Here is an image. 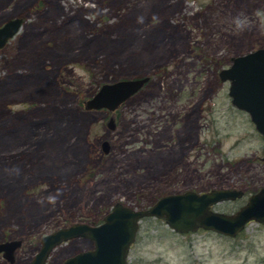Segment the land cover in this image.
Wrapping results in <instances>:
<instances>
[{
  "label": "rangeland",
  "instance_id": "obj_1",
  "mask_svg": "<svg viewBox=\"0 0 264 264\" xmlns=\"http://www.w3.org/2000/svg\"><path fill=\"white\" fill-rule=\"evenodd\" d=\"M36 3L0 0V23L23 18L0 48V240L22 243L0 264H28L40 235L98 223L115 200L142 207L232 185L243 195L213 205L230 212L264 184V136L217 75L264 45V0H46L34 13ZM118 49L138 52L137 68L119 66ZM139 75L149 79L115 109L113 130L106 109H83L102 82ZM138 227L128 264H264V222L231 237L177 233L154 216ZM90 242L68 239L45 264Z\"/></svg>",
  "mask_w": 264,
  "mask_h": 264
},
{
  "label": "water",
  "instance_id": "obj_2",
  "mask_svg": "<svg viewBox=\"0 0 264 264\" xmlns=\"http://www.w3.org/2000/svg\"><path fill=\"white\" fill-rule=\"evenodd\" d=\"M22 20V16L14 15L0 23V48L18 32ZM217 75L219 80L228 82L230 103L244 110L255 129L264 136V45L230 56L228 65L220 67ZM148 79L147 75H139L102 82L94 93L82 100V107L85 111L106 109L109 113L104 126L113 130L117 124L115 109L140 90ZM100 144L101 150L106 153L110 144L106 139H102ZM242 192L234 187H211L202 191L187 188L162 193L142 207L115 200L98 223L71 222L40 235L39 245L28 264H44L56 245L77 237L90 240V247L63 257L61 264H128L129 245L139 229V219L146 216L162 218L177 233L202 228L230 237L237 235L250 220L264 222V184L233 211H217L213 205L239 197ZM20 243L19 238L0 240V255L7 262H13L14 251Z\"/></svg>",
  "mask_w": 264,
  "mask_h": 264
},
{
  "label": "trees",
  "instance_id": "obj_3",
  "mask_svg": "<svg viewBox=\"0 0 264 264\" xmlns=\"http://www.w3.org/2000/svg\"><path fill=\"white\" fill-rule=\"evenodd\" d=\"M46 3V0H37V3H36V7H35V10L32 11L34 13H38L41 8H39L40 6H43L44 4ZM39 5V6H38ZM38 6V7H37ZM28 13V12H27ZM31 13V12H30ZM28 13V15L30 14ZM121 50L118 49V55H119V60H118V65L123 67L124 65V62L126 61H129V62H132L133 66L136 67V64L138 63V59L139 57L137 56L138 52H133L131 53L130 51H123L121 52ZM116 54V53H115ZM115 57V56H114ZM138 66V65H137ZM137 68V67H136ZM144 71V70H142ZM141 72V71H140ZM153 198V197H152ZM154 199V198H153Z\"/></svg>",
  "mask_w": 264,
  "mask_h": 264
},
{
  "label": "flooded vegetation",
  "instance_id": "obj_4",
  "mask_svg": "<svg viewBox=\"0 0 264 264\" xmlns=\"http://www.w3.org/2000/svg\"><path fill=\"white\" fill-rule=\"evenodd\" d=\"M6 44H7V43H6ZM4 45H5V44H4ZM4 45H3V46H4ZM3 46H2V47H3ZM260 186H261V185H260ZM260 186H259V187H260ZM223 187L233 188L234 186L229 185V186H223ZM234 188H237V187H234ZM237 189H238V188H237ZM257 189H259V188H257ZM257 189H255V191H257ZM241 190H242V189H241ZM243 192H244V190H243ZM243 192H242L241 196L243 195ZM252 192H254V191H252ZM252 192H250V193H252ZM250 193H249V194H250ZM249 194H248V195H249ZM248 195H247V196H248ZM241 196H239V197H241ZM247 196H246V198H245V200H244L245 202H246ZM236 198H238V197H236ZM234 199H235V198H234ZM228 200H233V199H228ZM228 200H227V201H228ZM243 203H244V202H243ZM241 204H242V203H241ZM241 204H240V205H241ZM237 207H239V205H238ZM237 207H236V208H237ZM20 244H22V243H20ZM45 263H46V260H45ZM45 263H44V264H45ZM60 263H61V262H60Z\"/></svg>",
  "mask_w": 264,
  "mask_h": 264
}]
</instances>
